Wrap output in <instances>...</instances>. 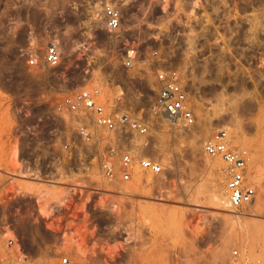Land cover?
<instances>
[{
	"label": "rangeland",
	"instance_id": "1",
	"mask_svg": "<svg viewBox=\"0 0 264 264\" xmlns=\"http://www.w3.org/2000/svg\"><path fill=\"white\" fill-rule=\"evenodd\" d=\"M89 14H81L72 0L68 15L48 24L60 41L59 64L30 65L20 50L0 66L4 263L19 264L16 246L6 245L7 237L16 235L32 264H60L63 254L74 264H231L235 248L238 259L264 264V72L202 73L197 78L202 95L193 89L200 99L193 125L173 126L158 118L146 135H126L130 153L153 156L164 171L137 164L130 180L110 181L100 173L98 155L115 145L113 135L90 125L99 139H83L77 121L92 122L90 115L60 112L58 102L65 94L97 87L105 103L137 115L145 107L149 115L155 93L147 88L140 103L135 76L146 67L125 64L126 40L138 39L140 23L128 20L124 30L110 33ZM32 40L41 54L50 39ZM152 81L149 76L147 85ZM219 128L228 131L234 148L249 152L248 178L258 195L241 209L229 203L225 161L204 151L205 140Z\"/></svg>",
	"mask_w": 264,
	"mask_h": 264
},
{
	"label": "built area",
	"instance_id": "2",
	"mask_svg": "<svg viewBox=\"0 0 264 264\" xmlns=\"http://www.w3.org/2000/svg\"><path fill=\"white\" fill-rule=\"evenodd\" d=\"M120 1L100 0L99 5L93 2L88 9L89 15L110 33L124 30L128 20L140 23L142 32L138 39L126 40L125 64L129 68L145 65L146 69L141 67L136 72L135 89L140 103L147 97V88L155 93L150 114H145V107L141 108L143 113L137 115L121 104L105 103L97 87H84L73 94H65L57 105L60 112L90 115L92 122L84 117L77 121L83 139H99L90 125L113 135L115 145L98 155L100 173L110 181L130 180L137 164L153 173L164 171L162 163L153 156L130 153L126 135H146L153 125L152 120L158 118L173 126L193 125L197 118L195 101H200L193 89L202 95L197 83L202 73L213 70L264 72V0ZM123 6L131 9L130 13H124ZM136 7L142 9L141 14ZM148 47L150 51L146 50ZM225 56L230 60H225ZM61 58L62 49L55 38L47 43L44 53L31 51L27 62L57 65ZM149 76L153 81L147 85ZM64 146L70 148L71 144L67 142ZM204 151L225 161L226 187L232 207L244 208L257 198V186L248 178L249 152L234 148L225 128L217 129L205 140ZM6 245L16 246L20 252L19 264H32V256L24 251L16 235L8 236ZM233 255L231 264H248L238 259L239 249L235 248ZM59 262L74 264L69 254H63ZM0 264H5L1 257Z\"/></svg>",
	"mask_w": 264,
	"mask_h": 264
},
{
	"label": "crops",
	"instance_id": "3",
	"mask_svg": "<svg viewBox=\"0 0 264 264\" xmlns=\"http://www.w3.org/2000/svg\"><path fill=\"white\" fill-rule=\"evenodd\" d=\"M72 0H0V66L19 51L30 54L35 51L33 38H56L48 24L52 18H64ZM81 14L95 0H77ZM48 41V42H49ZM47 42V43H48ZM10 67L9 64H6Z\"/></svg>",
	"mask_w": 264,
	"mask_h": 264
},
{
	"label": "bare ground",
	"instance_id": "4",
	"mask_svg": "<svg viewBox=\"0 0 264 264\" xmlns=\"http://www.w3.org/2000/svg\"><path fill=\"white\" fill-rule=\"evenodd\" d=\"M59 42H60V41H59ZM199 106H200V105H199ZM93 127H94V126H93ZM147 148H148V147H147ZM147 148H146V149H147ZM149 155H150V154H149ZM147 156H148V154H147ZM150 156H151V155H150ZM18 161H19V160H18ZM20 162H21V161H20ZM21 164H22V163H21ZM24 172H25V171H24ZM24 172H23V173H24ZM25 174H26V173H25ZM25 174H24V176H25ZM151 176H152V175H151ZM149 178H150V177H149ZM151 179H152V178H151ZM135 186H136V185H135ZM222 200H223V199H222ZM225 202H226V200H224L223 203L225 204ZM226 205H228V204H226ZM257 255H258V254H253L252 256H254V257L256 258ZM254 260H255V259H254Z\"/></svg>",
	"mask_w": 264,
	"mask_h": 264
}]
</instances>
